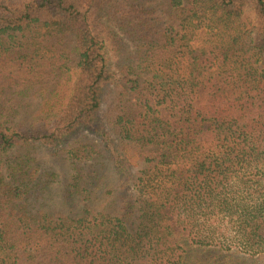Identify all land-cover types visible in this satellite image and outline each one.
I'll use <instances>...</instances> for the list:
<instances>
[{"label":"trees","instance_id":"obj_1","mask_svg":"<svg viewBox=\"0 0 264 264\" xmlns=\"http://www.w3.org/2000/svg\"><path fill=\"white\" fill-rule=\"evenodd\" d=\"M100 117V169L125 184L66 177L64 204H33L57 180L31 151L72 163ZM263 160L264 0H0V264H184L182 242L223 239L260 254L264 196L250 210L232 185Z\"/></svg>","mask_w":264,"mask_h":264},{"label":"rangeland","instance_id":"obj_2","mask_svg":"<svg viewBox=\"0 0 264 264\" xmlns=\"http://www.w3.org/2000/svg\"><path fill=\"white\" fill-rule=\"evenodd\" d=\"M24 1L27 0H9V2L16 4L22 3ZM245 12L246 17L250 21L249 25H252L254 17L251 5H248L245 8ZM120 41L122 42V44H124V48L119 50L122 53L119 56V59H132L130 53L131 48L128 41L124 37H121ZM108 49V58L113 64L116 61L117 53L112 46H110ZM66 55L71 56L70 61L67 62V67L70 72L66 75L65 78H62V83L57 88L58 93L60 92L61 94H69V90L72 88V85L77 78L78 72L77 69H75L77 63L76 53L67 52ZM58 81L60 83V80ZM52 83H54V81ZM47 87L49 91L55 88L51 86H45V88ZM102 113L100 114V116H103ZM99 125L102 128H105L103 118H101L99 124H97L98 127H88V129L81 128L78 130V132L74 133V135L68 139V146H70L69 150H78L76 154L80 156L79 158L73 160L72 163H62V159L60 158V156H62V153L58 151L59 148L43 147L36 148L35 150L31 151L33 153V156L37 160H40V162L50 168V171L55 173L57 180L55 183L50 184L48 190L44 192V200H42L41 198L39 201L32 200L33 204H47V208L49 210L56 208L59 204H64L63 199H65L64 196L66 192L64 178L66 177L69 180L71 176L75 177L97 173L96 175H105L107 178L112 177L111 180H113L115 184H121V179L113 175V169H111L110 165L105 169H100L103 163H109L103 161L106 160L105 157H107L108 154L103 147L101 137L98 135V130L102 129L101 127H99ZM98 152L100 153V155ZM85 154L89 155L91 158H85ZM10 156L13 155L10 154ZM135 164L136 165L134 166V170L141 168V162L139 161V159L135 161ZM242 166L243 170L236 171V174H234V178L238 176V179L242 180V183L238 182V184H233L232 192L234 198L237 201L242 202L245 200L247 207L250 210H253V208L260 202L261 196H264V160L261 162V165L258 166H256L254 163L246 161L242 164ZM259 166H261L260 169ZM124 184L125 183L122 182L121 186ZM83 196V194L77 193V198L75 197L72 203L87 204L88 201L82 200ZM223 216H225V214H223ZM234 222H236L235 217H223L224 225L225 223H228V226L232 228V232L229 235L232 237L236 234L235 228L232 227ZM181 244L182 248L185 249L183 255L184 264H264V252L260 254H252L249 252V250L244 249L243 246L234 245L230 239L221 240L220 245H218L217 247L197 248L186 247L183 242Z\"/></svg>","mask_w":264,"mask_h":264}]
</instances>
